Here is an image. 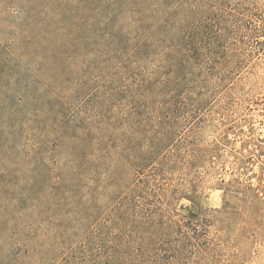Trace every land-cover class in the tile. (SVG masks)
I'll return each instance as SVG.
<instances>
[{
    "label": "rangeland",
    "instance_id": "rangeland-1",
    "mask_svg": "<svg viewBox=\"0 0 264 264\" xmlns=\"http://www.w3.org/2000/svg\"><path fill=\"white\" fill-rule=\"evenodd\" d=\"M0 264H264V0H0Z\"/></svg>",
    "mask_w": 264,
    "mask_h": 264
}]
</instances>
